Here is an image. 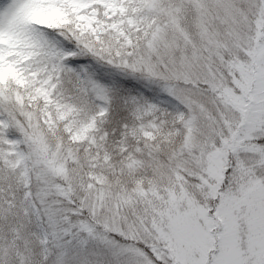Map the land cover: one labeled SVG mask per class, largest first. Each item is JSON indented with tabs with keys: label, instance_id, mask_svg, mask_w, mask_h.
I'll list each match as a JSON object with an SVG mask.
<instances>
[{
	"label": "snow or ice",
	"instance_id": "snow-or-ice-1",
	"mask_svg": "<svg viewBox=\"0 0 264 264\" xmlns=\"http://www.w3.org/2000/svg\"><path fill=\"white\" fill-rule=\"evenodd\" d=\"M0 264H264V0H0Z\"/></svg>",
	"mask_w": 264,
	"mask_h": 264
}]
</instances>
